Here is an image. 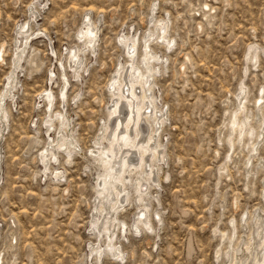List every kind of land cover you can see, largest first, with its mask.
<instances>
[{
	"label": "rangeland",
	"instance_id": "rangeland-1",
	"mask_svg": "<svg viewBox=\"0 0 264 264\" xmlns=\"http://www.w3.org/2000/svg\"><path fill=\"white\" fill-rule=\"evenodd\" d=\"M88 16L98 28L94 48L80 36ZM159 20L168 23L167 41L156 38ZM24 23L29 31L21 34ZM149 30L162 57L151 61L155 104L166 113L159 131L166 158L149 212L162 220L138 233L137 204L121 207L112 244L124 255L117 258L110 234L91 223L104 171L93 151L104 145L111 78L129 59L121 37L139 39L140 61ZM71 48L84 58L78 75ZM253 48L257 61L247 57ZM45 90L55 96L52 110ZM263 90L264 0H0V95H8L0 105L1 264H232L236 247L255 241L252 215H264V102L259 116L255 107ZM241 101L238 117L263 135L254 153L256 135L241 141L234 132L228 142ZM53 142L58 161L46 169L41 154Z\"/></svg>",
	"mask_w": 264,
	"mask_h": 264
},
{
	"label": "bare ground",
	"instance_id": "bare-ground-1",
	"mask_svg": "<svg viewBox=\"0 0 264 264\" xmlns=\"http://www.w3.org/2000/svg\"><path fill=\"white\" fill-rule=\"evenodd\" d=\"M32 17H36V14L33 13ZM20 29L21 34H26L29 31V24L24 23ZM157 30L158 35L156 38L167 41L166 35L167 32H169L168 23L166 21L160 22ZM34 34L35 32H32L27 36L26 46L34 37ZM154 35H156L155 32L150 31L147 35L145 33L143 36L142 40L144 44L142 48H144V51L141 54L140 61L136 60L139 39H136L135 36H133V38H131V36H129L130 38L126 36L121 37V41L127 45L126 48L129 59L126 64L121 63L117 65L115 73L111 78V104L108 106L109 117L107 121L103 122L101 128L102 133L99 138L100 141H98L99 143L103 141L102 143H104V145L97 152L92 150L93 155L96 153L98 154V159L104 171L97 180L98 195L96 197L95 211L92 215L93 219L91 223L99 225V228H101L99 234L104 233L103 231L110 234L108 237L109 246H112V253L117 258H122L124 255L123 251L117 248V245L112 244L117 225L115 224L117 222L116 214L121 207V209H123V207L126 209V206L137 204L138 210L135 212L133 221L135 225L134 229L138 233L142 231V226H145L147 229H153V220H162L159 211L153 212V219H151V213L149 212L151 208V199H149V195H151L153 186L159 184V175L162 170L160 162L165 161L166 158L165 151L162 149L161 143L159 142V131L164 124L166 113L163 108L159 109L156 106V96L153 92L157 65L151 63V61L162 59L161 56H158V54L152 51L150 40ZM80 36L84 39L87 46H91L92 48L95 47L98 38V28L89 16L86 18L85 26L80 32ZM170 43L169 41L168 44ZM21 53L22 54L16 60L18 63L22 59L25 51ZM250 56L251 61H254V59L257 61L258 48L251 49L247 54V57ZM83 60L81 48H71L69 50L68 62L77 75L83 66ZM14 75L15 74H12L9 77L8 84L10 87L13 86L14 81H12V79L15 78ZM65 80L68 85V80ZM66 89V86L62 89V100H65L67 96ZM244 89L245 86L242 85V93ZM43 93V97L47 99V107H49V110H52L55 100L53 92L51 90H45ZM242 93H240V96ZM5 96L6 94L0 97V105L3 104ZM263 102L264 92L261 91L255 102V107L259 110L257 116H259L261 112ZM244 107L245 103L241 101L238 110L230 116V138L228 142L233 146L232 135L234 132L237 133L236 139L241 141L244 134L250 137V139H253L256 135V141L254 140L255 142L251 147V152L254 153L260 141L259 138H262L263 135H261L259 130L256 133V127L249 122L248 119H240L238 117V111ZM0 110H4L2 106ZM57 115L59 117L58 122L68 126L70 121L67 116L63 112H58ZM260 118H263V116ZM49 123L53 125L52 118L49 119ZM145 124H147V127ZM263 125L264 120L260 119L259 128H262ZM236 126L237 130H235ZM262 133L264 134V132ZM62 137H64V135H62ZM71 144L74 147L78 146L73 140ZM65 145L66 143L60 144V148ZM55 149L56 145L54 142L49 143L46 150L41 154V160L46 169H50L51 165L58 161L59 154ZM66 149L70 150L69 147ZM55 174L59 176L62 175V172L56 171ZM144 187H146V189ZM130 188L134 191L133 197H130L132 196L130 195ZM152 199L160 203L158 195L152 194ZM252 218L255 219V230L252 229V232L255 231L256 234V236L254 235L255 237H252V239L255 238V241L253 244H251V242H246L244 245L245 248H240L239 244L233 254L234 260L232 264H264V215L258 211L252 215ZM125 227L126 223H123L119 230L122 232V229ZM101 251L102 247L100 246L98 247V252L101 254L103 253ZM2 259L3 258H0V264L2 263Z\"/></svg>",
	"mask_w": 264,
	"mask_h": 264
}]
</instances>
